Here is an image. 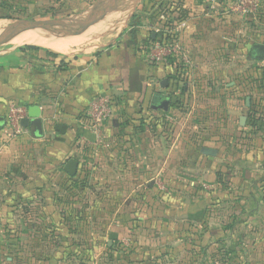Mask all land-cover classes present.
<instances>
[{
    "label": "crops",
    "instance_id": "obj_1",
    "mask_svg": "<svg viewBox=\"0 0 264 264\" xmlns=\"http://www.w3.org/2000/svg\"><path fill=\"white\" fill-rule=\"evenodd\" d=\"M204 1L161 0L163 11L155 22L131 23L118 40L92 52L67 55L40 45L45 38L37 36L30 37L33 44L0 52V181L12 179L0 183L42 176L46 169L38 161L47 156L65 164L75 158L79 167L70 175L73 180L89 174L98 187L111 190L103 205L114 201L117 223L105 232L132 239L129 256L135 264H212L220 254L224 264H264V100L251 102L243 88L222 84L233 72L234 42L250 48L264 44V7L261 19L252 21L222 10L206 15ZM163 14L175 21L188 19L180 36L194 64L188 86L174 84L172 66L152 65L143 56L141 46L154 38L152 26ZM222 59L229 62L224 76ZM165 80L168 87L162 85ZM99 93L116 99L102 144L94 142L85 124L89 104ZM155 93L170 96L167 110L152 108ZM176 96L185 104L190 99L186 109L175 104ZM11 104L26 107V117L39 112L41 131L28 125L12 136L7 126ZM147 109L173 114V132H153ZM198 111L196 119L205 122L210 115L212 122L209 141L200 146L194 143L204 135L193 120ZM204 148L217 154L205 155ZM158 173L177 188L163 195L160 210L151 214L148 206L156 203L152 179ZM125 205L128 211L144 210L137 214L141 223L163 225L141 224L130 231L122 223L133 216L125 214ZM117 250L122 252L115 248L113 253ZM153 255L161 259L152 262ZM96 264L122 263L114 256Z\"/></svg>",
    "mask_w": 264,
    "mask_h": 264
},
{
    "label": "rangeland",
    "instance_id": "obj_2",
    "mask_svg": "<svg viewBox=\"0 0 264 264\" xmlns=\"http://www.w3.org/2000/svg\"><path fill=\"white\" fill-rule=\"evenodd\" d=\"M106 1L0 0V28L16 25L19 29V31H12L0 36V52L14 46L33 44L30 43L33 42V39H30L31 36L45 39L55 37L47 28L37 29L31 22L66 16L83 19L85 11L92 9L94 25H75L74 27L83 30V33L74 36H83L84 48H88L98 41L101 42L99 48H103L118 40L120 34L133 26L130 25L131 23L143 24L148 23L149 20L155 22L158 14L163 11L161 0H141L134 6L126 7H121L124 3L123 0H117L120 3H116L113 8H108ZM116 7L120 8V11L122 9L121 14L114 12ZM59 36L70 37L71 34L63 33ZM250 50L251 48L246 44L241 45V43L234 42L232 47L234 59L231 62L233 72L226 79H222V84L223 86L228 84L232 90L243 88L247 92L244 95L249 97L248 100L257 102L264 100V60L253 59ZM227 64L229 65V62L221 60V76H224L222 70ZM187 78L175 77L174 84L186 85ZM212 80L210 81L212 82ZM192 81L194 85L199 86L200 81L197 84H195L194 78ZM206 83L211 85L210 82ZM195 100L197 99H192L191 102ZM175 101V104L183 109H186V105L190 104V99L185 104L180 96H176ZM207 111L210 113V110ZM193 113L191 112V114ZM145 115L151 121L149 124L153 132L161 131L165 134L173 132V114L147 109ZM198 116L199 111L194 113L193 120L200 123L201 127L198 131L204 135L194 143L200 146L203 143H208L209 140L206 136L212 122H210V115L207 116L205 122L196 119ZM192 130L190 129L188 132L190 135ZM38 163L44 166L43 170L46 169L42 176L38 174V177L32 176L31 179L23 180L14 178L13 182L3 184H1L3 181L12 179L9 177L0 181V264H96L97 261H113L114 256L117 260H121L122 264H135V261L129 256L132 239L119 240L110 237L105 232L107 229L114 228L113 226L117 223L113 218L118 209L114 201L107 199L109 204L103 205L105 199L103 196L109 194L111 190L98 187L95 180L90 179L89 174L73 180L64 171L63 160H52L47 156ZM70 180L73 181L70 182ZM22 181L26 182L23 187L18 188ZM34 181H38L40 185L33 186L30 182ZM152 183L156 187V203L148 206V211L151 214L160 210L165 199L163 195L170 194L177 188L173 180L167 181L161 173L153 176ZM128 210V205H125L123 207L125 214L127 216L133 214V216L130 215V221L122 223H126L130 231L139 229L143 223L137 219V214L144 210L140 211L139 208L134 211ZM143 225L144 228H147L146 225L159 228L163 224L159 221L148 220ZM107 238L110 239V242H107ZM115 248L121 249L122 252L117 250L114 254ZM159 259L161 257L153 255L151 261L157 262Z\"/></svg>",
    "mask_w": 264,
    "mask_h": 264
},
{
    "label": "built area",
    "instance_id": "obj_3",
    "mask_svg": "<svg viewBox=\"0 0 264 264\" xmlns=\"http://www.w3.org/2000/svg\"><path fill=\"white\" fill-rule=\"evenodd\" d=\"M206 15H215L222 10L242 18H255L264 7V0H205ZM152 26L155 37L141 46L143 56L152 65L168 64L173 67L172 77L186 78L194 69L190 53L181 40V34L188 27V19H171L168 15L161 16ZM175 81V80H174ZM160 86V83H158ZM116 99L107 93H99L91 101L85 124L92 134L94 142H105V128L113 118ZM27 116V109L21 104H11L8 110L7 126L12 136L23 129L22 120ZM164 189V186H162ZM212 264H224L220 257L212 260Z\"/></svg>",
    "mask_w": 264,
    "mask_h": 264
},
{
    "label": "water",
    "instance_id": "obj_4",
    "mask_svg": "<svg viewBox=\"0 0 264 264\" xmlns=\"http://www.w3.org/2000/svg\"><path fill=\"white\" fill-rule=\"evenodd\" d=\"M122 1V0H120ZM141 0H123V6H134L136 3H138ZM106 3L108 4V8H113V6L117 2V0H107ZM122 11V9H121ZM120 8L117 7L114 8V12L116 14H121ZM85 16H83V19H77L73 16H66L63 18H56L51 20H40L31 22L32 25L36 26V28H47V30L54 36H57L59 34H71L73 35H80L83 33V30L76 29L74 26H93L95 19L93 18V11L92 9H88L85 11ZM12 31H19L16 25H10L7 27L0 28V36L3 34L10 33ZM155 37V36H154ZM251 56L254 59L258 60H264V44L262 43H256L251 48ZM163 87H168V80H165L162 83ZM171 98L169 95L163 94V93H155L152 97L151 106L154 109H163L167 110L170 104ZM37 106L33 107L31 110H37ZM31 117V119H30ZM30 117H25L22 120L23 126L31 125L34 127L36 131H41L42 129V121L41 118H39V112L31 113ZM0 122H4V118L0 117ZM203 154L205 155H216L217 151L213 148H204ZM79 167V161L75 158H70L67 163L64 165V170L71 176H75L78 172Z\"/></svg>",
    "mask_w": 264,
    "mask_h": 264
},
{
    "label": "bare ground",
    "instance_id": "obj_5",
    "mask_svg": "<svg viewBox=\"0 0 264 264\" xmlns=\"http://www.w3.org/2000/svg\"><path fill=\"white\" fill-rule=\"evenodd\" d=\"M82 37L81 36L66 37V36H59L58 35V36H55V37L50 38V39H44V41H39L38 43L40 45L46 46L48 48H51L53 50H56L58 52L65 53V54L74 53V52H80V51L81 52H92L95 49H98L100 47V45H101V42L98 41V42L93 43L91 46H88V48H84L83 47L84 45L82 44V41H83ZM95 37L97 39V36H95Z\"/></svg>",
    "mask_w": 264,
    "mask_h": 264
},
{
    "label": "trees",
    "instance_id": "obj_6",
    "mask_svg": "<svg viewBox=\"0 0 264 264\" xmlns=\"http://www.w3.org/2000/svg\"><path fill=\"white\" fill-rule=\"evenodd\" d=\"M261 16H262V12H260L255 18H253L252 21L255 20V19H261ZM248 19H249V18H248ZM152 39H153V38L151 37V39H149V40H152ZM29 47H30L31 49H34V50H39V49H40L39 47H37V46H35V45H29L28 48H29ZM47 53L52 54V55H54V56H57L56 53H54V52H52V51H49V50L47 51ZM149 123H151V121H150ZM218 257H220L221 260H223V262L225 263L224 260H225L226 258H225V256H224L223 254H220ZM215 258H217V257H213L212 260L215 259Z\"/></svg>",
    "mask_w": 264,
    "mask_h": 264
}]
</instances>
